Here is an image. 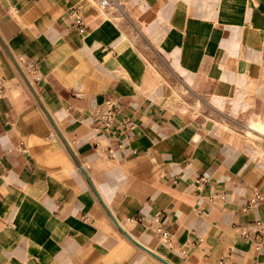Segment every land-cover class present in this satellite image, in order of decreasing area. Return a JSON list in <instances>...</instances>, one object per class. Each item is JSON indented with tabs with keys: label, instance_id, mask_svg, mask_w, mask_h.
<instances>
[{
	"label": "crops",
	"instance_id": "crops-1",
	"mask_svg": "<svg viewBox=\"0 0 264 264\" xmlns=\"http://www.w3.org/2000/svg\"><path fill=\"white\" fill-rule=\"evenodd\" d=\"M114 4L0 0V264H264V0Z\"/></svg>",
	"mask_w": 264,
	"mask_h": 264
},
{
	"label": "built area",
	"instance_id": "built-area-1",
	"mask_svg": "<svg viewBox=\"0 0 264 264\" xmlns=\"http://www.w3.org/2000/svg\"><path fill=\"white\" fill-rule=\"evenodd\" d=\"M115 0H100V4L103 8H106L114 4ZM70 15L74 17V24L77 25L81 32L85 33L87 30V23L84 17L78 10L73 9ZM120 107L114 98H107L103 106L96 110V117L98 125L95 126L96 131L112 133L115 129L116 114L119 112ZM123 125H133L130 118H125L122 121ZM110 154H113V149L108 150ZM162 235L169 238L168 231L162 230ZM242 235L250 240L255 249L264 248V220H255L249 225H245L241 228Z\"/></svg>",
	"mask_w": 264,
	"mask_h": 264
},
{
	"label": "water",
	"instance_id": "water-1",
	"mask_svg": "<svg viewBox=\"0 0 264 264\" xmlns=\"http://www.w3.org/2000/svg\"><path fill=\"white\" fill-rule=\"evenodd\" d=\"M101 201L103 203L104 199L100 196V194H98ZM110 212V211H109ZM110 215L112 217V219L114 220V222L116 223V225L120 228V230H122V232L131 240H133L136 244H138L139 246H141L142 248L146 249L147 251H149L150 253H152L153 255L161 258L162 260L166 261L169 264H173L171 263L167 258L163 257L162 255L158 254L157 252H155L154 250H152L151 248H149L148 246H146L144 243H142L140 240H138L135 236H133L129 231H127L124 226L115 218V216L110 212Z\"/></svg>",
	"mask_w": 264,
	"mask_h": 264
},
{
	"label": "rangeland",
	"instance_id": "rangeland-1",
	"mask_svg": "<svg viewBox=\"0 0 264 264\" xmlns=\"http://www.w3.org/2000/svg\"><path fill=\"white\" fill-rule=\"evenodd\" d=\"M118 1H120V0H118ZM109 7H111V8H116L117 6H116V4H112V5H110ZM102 9L104 10L103 7H102Z\"/></svg>",
	"mask_w": 264,
	"mask_h": 264
}]
</instances>
